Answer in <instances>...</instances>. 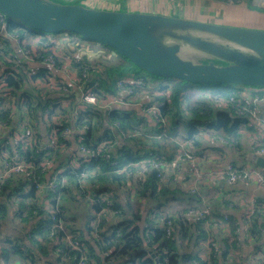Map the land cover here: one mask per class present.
<instances>
[{
	"label": "trees",
	"instance_id": "16d2710c",
	"mask_svg": "<svg viewBox=\"0 0 264 264\" xmlns=\"http://www.w3.org/2000/svg\"><path fill=\"white\" fill-rule=\"evenodd\" d=\"M242 2L251 5L253 0H242ZM16 26L18 25L15 20L10 18L9 28L15 30ZM42 34L56 33L42 32ZM6 38L0 36V80L4 79L5 88L13 95L14 100L10 99V109L5 110L3 116L7 117L13 110V117L20 115L19 124H29L34 135L29 143H21L15 151L11 144L1 151L6 152L7 158L18 154L21 161L34 166V173L31 180L23 174L17 177L13 175L7 180L4 193L0 195V218L13 220L15 214L10 216L9 213L14 210L9 212L8 202L12 203L10 199H14L18 203L15 213L19 217L21 215V219L27 223L33 219H37V222L30 225L25 235L7 237L4 252L9 253L14 250L24 258L27 264H46L45 257L50 258L49 261L52 264H56V261H61L62 251L58 250L59 248L71 257L75 255V251L65 242L67 233L70 232L74 239L84 241L88 245L89 255L99 253L101 250H109L110 257L101 259L104 260L103 262L109 260L114 264L125 262L194 264L197 261L198 264H207L213 254L212 251L206 259L201 256L200 246L197 253L186 251L191 245L201 244L200 238L203 240L206 238L207 220L191 221L188 218V210L191 206L171 212L168 217L174 222L173 232L171 236H167L166 226L162 221L163 210L159 209L169 197H176L178 193H181V196L185 195L184 199L188 200L190 193L184 192L178 182L174 186L168 184L159 186L158 169L153 166L148 167L145 175L137 173L136 177L135 174L140 168H135L133 174L128 173L127 170L119 171V169L146 159L170 161L182 143H185L188 148L199 149L197 152L201 153L205 137L209 135L217 137L223 134L233 148H241L240 128L250 123L251 116L248 113L239 115L236 112L237 102L229 101L235 88L240 86L231 84L206 86L208 85L206 84L205 87L198 88L197 84L179 78L169 80L148 73L120 55L122 59L128 60L133 67L149 77L143 76L146 81L143 100L150 104H161L160 113L167 119V127L153 120L154 116L151 112L140 113L142 110L138 105H114L111 108L99 110V106L85 103L79 114V122L88 126L87 130L81 134L82 142L93 146L96 153L101 151L103 143H112L113 150L115 148L116 150H112L111 160L98 155L91 165L76 166L73 161L77 157L68 154L69 140L61 135L65 124L54 123L51 127L53 134L50 131L49 140L46 143L38 132L37 125L32 124L33 119L37 123L52 119L55 114H59L58 111L65 112V108L61 104H49L48 99L51 98L48 97L49 92H46V95L40 90L23 92L30 82L38 79L46 80L51 75L54 76L53 71L46 66H38L35 69L30 67L27 62H23L17 55L10 52L9 48L12 47ZM110 61L107 62L105 69L100 63L96 65L97 68L91 67L88 78L83 80L84 84L91 87L99 97L116 94L118 80L130 75L125 72V63L117 64L114 60ZM29 71H35V73L30 77ZM62 82L65 80L59 78L54 83L52 90L61 91L54 97H67L66 93L74 97L75 88L68 84V92H62L64 90L59 88ZM95 82H99V86H95ZM198 90L202 93H198ZM219 100H223L224 103L222 104ZM58 105L61 107L58 108ZM69 106H74V99H71ZM98 117L107 124H95L94 120L98 121ZM190 141H193L192 147L187 145ZM49 143L51 145H48ZM167 146H171V149L167 150ZM47 160L55 164L50 170L43 169ZM114 160L118 162L117 165H112ZM54 170H61L59 174L61 182L55 192L49 190L45 195L43 185H47L51 179L50 172ZM87 196L94 198L93 202H88ZM60 199L76 200L79 204H85V208L87 205L91 206L92 210L87 211L89 222L86 228L90 237L93 236L95 229L98 230L101 238L97 241V247L91 243V238L84 232L75 233L76 230H71L68 226V228L64 227V230L61 227H55L58 222L54 221L52 216L55 215L57 219L66 223L63 214L69 209L68 204L58 206L57 202ZM44 200H49V205H46ZM152 200H155L156 204H150ZM227 203L222 201L217 204V210L213 209L215 217H222L224 212L222 209L228 207ZM256 205L257 211L251 218L248 245L253 246L258 253L264 252L262 231L264 229V196L257 197ZM51 209H54L55 213H52ZM97 212L101 219L95 227V224L92 225L91 222L96 221ZM114 219L118 220L116 224ZM23 228H19L20 232ZM51 231H54L53 237L48 236ZM239 237H241L240 234ZM54 239L60 241V244L53 245ZM48 243L52 244V249L49 248L47 251ZM233 244L236 246L235 243ZM203 247H205L204 244ZM240 253L242 254V250ZM51 254L56 256L55 262L51 259ZM228 257V253H225L221 261L213 258V263L222 264V261H227ZM96 260L91 264H99ZM118 261L120 263H117ZM73 262L75 264L76 260H72Z\"/></svg>",
	"mask_w": 264,
	"mask_h": 264
},
{
	"label": "crops",
	"instance_id": "0c3cea01",
	"mask_svg": "<svg viewBox=\"0 0 264 264\" xmlns=\"http://www.w3.org/2000/svg\"><path fill=\"white\" fill-rule=\"evenodd\" d=\"M58 1L67 2V3H77L99 9L159 13V14L175 15L185 18L198 19L209 22H217V23H224L229 25L264 29V10H263L264 2L262 0H253V2L251 3L252 6L247 2H242V0H236L237 2H233L234 0L232 1L229 0H58ZM254 24H259V25L254 27L252 26ZM19 26L27 29V38H25L18 31V26L15 27L16 34H20V36L25 40L26 43L25 46H21L16 40L10 38V36H6L7 38L5 36L4 37L7 39L9 45L12 47L11 49L9 48L10 52L17 55L23 62H27V64L33 69H35L40 65L27 60L26 57L24 56L23 51L24 49H26V47L35 50L37 45L36 43L39 40V38L42 37L45 39V36L46 39H50V40L54 39V41L58 43L60 46L67 47V49L72 54L78 55L83 63H87L89 65L91 64L98 65L100 63L104 65V69H105L107 62L109 63L111 62L110 60L115 61L116 59L120 58V57L117 58L116 55L113 54L110 48L99 42H91L89 40H83V38H75L73 34H69V33H56V34L43 35L42 32L31 29L23 24H20ZM92 43H96V44H92ZM68 71L69 70L65 66V63H62L61 70L54 69L53 74L56 79L62 78L65 80L67 84L75 88L74 97L61 96V98H55L54 96L58 95L61 91L54 92L52 88L49 89L43 88L40 83L34 81L30 82L28 86L23 90V92L26 93H30L32 91H39V90L44 94L46 92H49L48 97H51L50 99H48L49 104L52 105L61 104V106L65 108L64 109L65 112L58 111L59 114H55V116L52 119H46V121H44L43 123H37V121L33 119L32 124L37 125V130L38 132H40L41 137H43V141H45L44 143H46L49 140V133L51 131L52 125H54V123L56 122L59 123L61 118L64 115H66V110H71V112H74L75 110H80L81 112L85 104L80 99V95L77 92L78 90H77V82L75 80V76L70 74ZM235 91H237L241 95L244 94L245 96H250L253 92V89L252 87L240 86V87H236ZM199 92L201 91L198 90V93ZM71 99H74L73 107L69 106ZM61 106L58 105V108ZM112 106L114 105L109 106L103 103L99 105V109L101 108L104 110L107 108H111ZM255 107L258 113V116H256L257 118L252 117L250 115L251 116V118L249 119L250 123L249 124L246 123L240 128L241 148L236 149L233 148L232 145L230 144L224 143L220 140H216V139L214 140V137L216 138V136L209 135L207 136V138L205 137L204 145L202 147V150L200 151L201 153H199L201 165L205 169L221 168L227 163H233L237 167H244V168L256 167L254 164L250 162L248 156L250 154H257L254 151L255 146L257 145L264 146V99L258 101V103L255 104ZM142 112L144 111L142 110L140 113ZM19 117L20 115H15L14 117L11 116V120L9 121V124H11L14 130H18V128H21L22 126V124H19ZM10 135L11 133L7 129L0 127V165H2V162L4 160L3 158L7 157L6 152H2L1 150L5 149L6 146L9 145V142L11 141V137H12ZM67 140H69V142L67 143V145H69L68 154L75 155L77 157V159L73 161V163L76 164L79 160L77 138L76 136H72L71 138H67ZM113 147L114 145L112 146V149H110L111 152L113 150ZM115 150L116 148L113 151ZM197 150L199 149H196V151ZM151 162L152 160L146 159L141 162L135 163L136 164L135 168H140V170H137L135 177L138 176L137 173L142 175L141 172L143 170H147L148 167L150 166L149 163ZM167 173H169L170 176L177 173L179 181L181 182L179 184H181L183 188L186 187V185L189 182V172L187 166L182 167V174L180 175L179 172H175L173 167L170 164H168ZM17 176L19 175H16L15 177ZM175 184L176 183L172 182L169 185L174 186ZM44 186L45 185H43L44 194L46 195L48 192V190L46 189L47 185L45 187ZM40 188L42 187L40 186ZM200 191H201L200 195L190 194L188 200L184 199V202L186 201L185 203H188V205L185 206L190 207L193 205L200 206V205L212 204L214 206L213 209L217 210L218 203L222 201H227L228 207L223 208L222 211L229 213L233 217V219L236 218L237 220H241V221L243 218V214L247 208L245 202L243 201V198L253 197L257 199L258 196L261 195L264 196V189L260 188L256 184H253L251 186H243L240 184L227 185L221 181H216L215 183L208 181L206 183H203L200 185ZM211 191L214 192V198L208 197V193H210ZM169 198H172L171 200L180 199V197L178 196L169 197ZM213 200H216V202L213 203ZM5 201L8 202L7 199H5ZM167 201L166 203H163V205L159 208L160 210L163 209L165 211V206L167 204ZM48 202L49 200H44L45 204H47ZM11 204H13L15 208H17L18 203H16L15 201H13ZM8 205H10L9 202ZM24 211L23 214H25ZM15 212L16 211H12L11 216H13ZM78 219H80L81 221L79 223L72 224L71 228L68 226L69 229L76 230L74 231L75 233H78L79 231L84 232L88 234V236L90 237V233L86 228V224L89 222V217L87 218V211L82 213H77L73 221H76ZM36 222L37 219H33L30 223L36 224ZM91 224L94 225L93 221L91 222ZM212 230L214 233L213 235L215 236L221 235L216 227L212 226ZM245 235H246L245 231H243L242 234L240 235L241 236L240 243L236 244V246H239V249L242 250V259L244 263L264 264V252L260 251L256 253L253 246L251 245L252 247H250V245H248L249 237L247 236L245 237ZM13 236H21L19 227H16L14 234L11 235L10 237ZM90 238H91V243L97 247V241L94 239V232H93V236H91ZM206 238L204 240L200 238L199 240L202 241L201 244L198 243L196 246L191 245L186 249V251L187 252L194 251L197 253L199 251V246H200L202 248L200 249L201 256L204 259L208 258L211 250L209 249V245L206 241ZM6 239L7 238H0V264H27L24 258L20 256L18 253H15L14 250L9 251V253L4 252V248L6 247V243H5ZM203 244L205 247H203ZM225 253H223L219 257L223 258ZM232 253L233 251L228 253V256H230ZM68 258H70V254H66V260ZM49 259L50 258L45 257L44 260H46L45 261L47 262L46 264H48V262L52 264L49 261ZM51 259L54 261V259H56V256L51 254ZM61 261H58V263H60ZM222 264H226V260H223Z\"/></svg>",
	"mask_w": 264,
	"mask_h": 264
},
{
	"label": "water",
	"instance_id": "95a60500",
	"mask_svg": "<svg viewBox=\"0 0 264 264\" xmlns=\"http://www.w3.org/2000/svg\"><path fill=\"white\" fill-rule=\"evenodd\" d=\"M0 11L40 32L99 42L159 77L264 87V29L58 0H0ZM248 159L264 168L263 155Z\"/></svg>",
	"mask_w": 264,
	"mask_h": 264
},
{
	"label": "built area",
	"instance_id": "2783aa9c",
	"mask_svg": "<svg viewBox=\"0 0 264 264\" xmlns=\"http://www.w3.org/2000/svg\"><path fill=\"white\" fill-rule=\"evenodd\" d=\"M232 1V0H229ZM264 1V0H262ZM67 33V32H65ZM73 34V33H69ZM75 38H80L77 34H73ZM0 36H10V38L16 40L21 46H25V40L20 36V34H16V31L9 28V18L3 12L0 11ZM36 49L26 47L23 53L27 60L39 64L40 66H46L51 71L54 69L61 70L62 63H65V66L68 68V72L75 76V80L77 82L78 93L80 95V99L86 104H92L99 106L103 103L105 105H138L144 112H151L154 116L153 120L162 123L163 127H167L168 121L165 117H163L160 113V103L159 104H150L147 101L139 102L138 104H133L134 99L133 96L136 93L142 91L141 95L145 94V86L146 81L142 76H138L137 74H130L124 78H121L117 82L118 92L116 94H109L103 97H99L97 93L93 91L91 87L86 86L83 80L88 78L91 67L97 68L96 65H89L87 63H83L80 57L76 54H72L67 47L60 46L58 43L54 41V39H45L40 37L36 43ZM82 65V66H81ZM99 67V66H98ZM104 69V68H103ZM35 71H29L28 75L31 77ZM56 78L51 75L48 79L42 80H34V82H38L41 84L43 88H53L54 83L56 82ZM95 86H99V82H95ZM245 87V86H244ZM252 87V86H251ZM59 88H62L64 91L68 92V84L66 82L60 83ZM140 88H143L142 90ZM253 92L250 96L241 95L237 91H235L230 97V102H237L236 112L239 115L249 114L252 117L257 118L258 116L255 104L258 101L264 99V87H260L259 90H255L252 87ZM67 97L71 96L69 93ZM240 97V98H238ZM13 101V95L10 94L9 91L5 88L4 79L0 80V127L7 129L11 133V144L12 148L15 151L21 143H29L34 135L32 129L29 128V124H22L21 128L18 130H14L9 124L11 120L12 111L7 117H4L3 114L5 110L10 109V102ZM224 103L223 100H219V102ZM14 106V105H13ZM67 111V110H66ZM70 112V116L68 118L62 117L59 121V124H65V128L62 131L61 135L64 139L71 138L72 136H76L78 142V152H79V160L75 164L76 166H89L91 165L96 156L102 155L106 159H112V143H103L101 144V148L98 153H96L94 147L82 142L81 134L84 133L88 126L86 124H82L79 122V114L80 110H75ZM220 140L224 143L229 144L227 137L223 134L214 137V140ZM48 145H51L50 143ZM255 153L264 156V146L257 145L254 148ZM111 153V154H110ZM117 161H112V165H117ZM170 164L175 172H179L182 174V167L187 166L189 172V182L186 185L187 191L193 195H200V185L206 183L208 181L215 183L216 181L224 182L227 185H235L240 184L243 186H251L256 184L260 188L264 189V168L262 167H237L233 163H227L221 168L215 169H205L201 165L200 157L193 149L188 148L185 144H181L177 152L173 155L172 160L164 161V160H153L149 163L150 166H153L158 169V181L159 186L163 184H170L172 182L181 183L178 178V174L175 173L170 176L167 173V166ZM54 163L50 160H47L44 164V168L46 170H50L54 167ZM135 163H132L128 166H125L119 171H128V173L133 174L135 171ZM2 166V167H1ZM61 170H54L50 172V178L47 183V188L51 191H56L58 189V185L61 181H59V174ZM34 166L30 163H26L19 159V155L10 156L9 158H5L0 165V195L4 193V186L9 178L13 175L23 174L26 175L29 180L33 179ZM142 175L146 174V170H143ZM52 176V177H51ZM183 179V178H182ZM257 199L253 198L250 205L247 206L246 211L243 214L242 221L234 218L233 225L235 227V234H240V231H245V237L249 234L251 228V218L252 215L257 211L256 205ZM110 205V203H109ZM256 205V206H255ZM54 209H51L52 213ZM213 211L209 204L206 205H193L188 210V218L191 221L196 220H208L216 219L212 215ZM230 214L224 212L221 218H217L216 223L219 225L223 231L227 232L229 227V219ZM54 221L58 223L55 227H61L64 230L63 222L61 219H57L55 215L52 216ZM100 219V216L97 215V221ZM97 221H94L95 227L97 226ZM162 221L165 223V231L167 236H171L173 232V220L168 216L162 217ZM264 233V229H262ZM242 234V233H241ZM240 234V235H241ZM54 231L48 233L49 237H53ZM95 240L98 241L101 238L97 229L94 231ZM214 243L210 247V250L214 252V254L221 256L225 251L228 250V245L234 241L233 238H222L216 239L214 237H210ZM209 240V239H208ZM207 243L209 245V241ZM241 238L239 237V241ZM65 242L69 247H71L75 251L74 258L76 260L75 264H91L97 258L105 259L110 257L109 250H101L99 253L94 255L88 254V245L81 240L74 239L73 235L67 233L65 238ZM222 247V252H220L219 248ZM194 264H198L197 261ZM207 264H212L211 260L207 261Z\"/></svg>",
	"mask_w": 264,
	"mask_h": 264
},
{
	"label": "rangeland",
	"instance_id": "374dc122",
	"mask_svg": "<svg viewBox=\"0 0 264 264\" xmlns=\"http://www.w3.org/2000/svg\"><path fill=\"white\" fill-rule=\"evenodd\" d=\"M64 3H67V2H64ZM14 20H15V22L18 25V31L20 32V34L22 36H24L25 38H27V29L24 28V27L19 26L20 24H23V23L20 22L17 19H14ZM257 25H259V24H254L252 26L256 27ZM89 41H91V40H89ZM91 42H95V41H91ZM92 44H96V43H92ZM116 57L117 58L120 57V58L119 59H116L117 61L115 60L114 62H116L117 64L125 63V72L126 73H130V74H132V73H134V74H140V75H142V77L143 76L144 77L145 76L148 77L147 75L141 73L138 69H136L135 67H133L128 60H126L124 58L122 59V57L119 54H117ZM160 79L163 80V78H160ZM164 79L172 80L173 78L172 77H167V78H164ZM193 84H197V87L198 88L205 87V85H206V84H202V83L201 84L193 83ZM233 85L234 86H244V85H238V84H233ZM206 86H211V85L208 84ZM252 87H254L256 91L260 89L259 86H252ZM140 89L142 90L143 88H140ZM141 93H142V91L139 92V93H136L133 96V99H134V103L133 104H138L139 102H144V100H143L144 97L141 95ZM99 110H101V108ZM69 116H70V112L67 110L66 111V115H64L63 117L68 118ZM94 123L95 124H101V123L107 124V122H104V120H102L100 117H98V121H95L94 120ZM181 138H183V137L181 136ZM192 143H193V141L187 142V145L190 146V147H192ZM170 149H171V146H167V150H170ZM193 150L196 151V149H194V148H193ZM196 153L199 155V153L197 151H196ZM181 188H182V190H184V192L187 191V188L186 187L183 188V186H181ZM48 191H49V189H48ZM178 196L180 197L179 200H171L172 198H169L168 199L167 204L165 206V211L162 209L163 210L162 211L163 212V217L169 216V213H171V211L172 212H175V211H178V210H183V208L189 207V206H185V205H188V203H185L186 201L184 202L185 195L181 196V193H178ZM208 197L209 198L210 197L211 198H214V192L211 191L210 193H208ZM87 198L89 199L88 202H93V200H94V198L89 197V196H87ZM252 200H253V197H244L243 198V201L245 202V205L246 206L250 205V203L252 202ZM10 201L13 202L14 199H10ZM215 202H216V200H213V203H215ZM57 203H58V206H60V204L61 205L62 204H68L69 205V209H67L66 213L63 214L64 220H65L66 223H63L62 225L64 227H66V228H68L67 226H69L71 228L72 224L79 223L81 221L80 219H78L76 221H73V219L76 217V214H77L76 212H78V211H83L84 212V211H91L92 210L91 206H88L87 205L86 208H85V204H83V203H80L79 204L76 200H68V199H62L61 200L60 199V200H58ZM150 204H156V201L155 200H152ZM46 205H49V203H47ZM210 206H211L212 211H213L212 215L215 217V212L213 210V207L214 206L212 204H210ZM50 208H51V206H50ZM15 209H16L15 206L10 203V205H9V212L12 211V210L15 211ZM9 215L11 216L12 215V212H10ZM97 215H99L98 212H97ZM114 217H116V216H114ZM215 218L216 219H210V220H208L207 225L205 226L206 230L208 231V233L206 235V237H207L206 238V241L209 239L208 240L209 241V249L212 246V244L214 243V241L210 237H214L216 239L233 238L234 241L231 242L228 245V250L225 251V252H228V253H230L231 251H233V253L228 257V259L226 261V264H245L244 261H243V259H242V254L240 253L241 250L239 249V246L238 247L233 246L234 245L233 243H235V244L240 243L238 234H235L234 233L235 227L233 225V221H234L233 217L230 216V219H229V222H228L229 227H228V231L227 232L223 231V229L219 225L215 224L216 223V220H217V217H215ZM100 219H101V216H100ZM114 220H117V219H114ZM96 221H97V219H96ZM99 221L100 220H98L97 223ZM30 225H31V223H27V221L21 219V215L19 217L16 213H15V217L13 218V220L11 218H8V219H6V218H0V238H7V237H10L11 235H13L14 232H15V230H16V227H19V228L24 227L23 230L21 231V235H25L26 231H28L30 229ZM212 226H214V227H216L218 229V231L221 234L220 236L213 235L214 233H213V230H212ZM241 233H242V231H240V234ZM52 242H53V245L60 244V241L55 240V239ZM48 244L49 245H47V247H48L47 248V251H48L49 248H50V250L52 249V244L51 243H48ZM58 250H61L62 251V255L60 256V259L63 260V261H61L60 263L56 262V264H74V262L72 263V260L75 259L74 257H71L70 256V258H68L66 260V254L64 253L63 249L62 248H59ZM219 250H220V252H222V247H220ZM213 258L218 259L220 261H221V259H223V258H220L218 255L214 254V252H213L211 258L209 259V260H211L212 264H214L213 263L214 262V259ZM99 260H96L97 263H99V264L100 263L101 264H114V262H109V260H106L105 262H103L104 260H100V261ZM54 261H56V259H54ZM117 263H120V261H118ZM123 264H132V263L131 262H125Z\"/></svg>",
	"mask_w": 264,
	"mask_h": 264
},
{
	"label": "clouds",
	"instance_id": "9594fccd",
	"mask_svg": "<svg viewBox=\"0 0 264 264\" xmlns=\"http://www.w3.org/2000/svg\"><path fill=\"white\" fill-rule=\"evenodd\" d=\"M182 144H185V143H182ZM186 145V144H185ZM191 149V148H190Z\"/></svg>",
	"mask_w": 264,
	"mask_h": 264
},
{
	"label": "bare ground",
	"instance_id": "6f19581e",
	"mask_svg": "<svg viewBox=\"0 0 264 264\" xmlns=\"http://www.w3.org/2000/svg\"><path fill=\"white\" fill-rule=\"evenodd\" d=\"M101 240H103V239H101Z\"/></svg>",
	"mask_w": 264,
	"mask_h": 264
}]
</instances>
